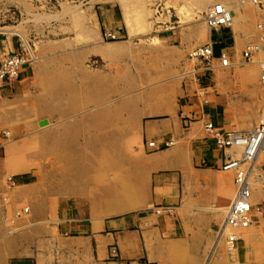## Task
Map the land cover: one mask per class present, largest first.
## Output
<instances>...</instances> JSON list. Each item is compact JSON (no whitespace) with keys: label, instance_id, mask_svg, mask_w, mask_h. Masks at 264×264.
I'll return each instance as SVG.
<instances>
[{"label":"crops","instance_id":"crops-1","mask_svg":"<svg viewBox=\"0 0 264 264\" xmlns=\"http://www.w3.org/2000/svg\"><path fill=\"white\" fill-rule=\"evenodd\" d=\"M250 1H73L67 32H84V60L101 62H82L75 39L72 61L41 46L16 78L0 80V109L17 103L25 114L40 97L42 144L58 147L39 169L9 151L0 123V264H264V154L253 167L260 161L252 224L231 246L220 233L237 169L224 168L215 134L250 130L264 106V54H243L264 23ZM215 4L238 20L211 27ZM149 9L153 25L133 26ZM106 33L117 40L99 39ZM23 38L2 39L0 59L24 49ZM207 44L208 60L192 55Z\"/></svg>","mask_w":264,"mask_h":264},{"label":"rangeland","instance_id":"rangeland-1","mask_svg":"<svg viewBox=\"0 0 264 264\" xmlns=\"http://www.w3.org/2000/svg\"><path fill=\"white\" fill-rule=\"evenodd\" d=\"M73 1L75 0H0V41L2 39H10L13 36L18 38L22 36L24 37L23 42L25 45L24 47L26 48V53L30 59L34 60L35 58L40 57L41 54L39 53V50L41 46H43L44 48L46 47L48 50H50L49 52H51V59L61 58L72 61L74 58L72 50L74 40H77V44L78 40H81L83 52L82 62H101L100 58L95 57H89L87 61L84 60L86 45H89L87 40L89 38L85 36L84 32H82V34H73L72 32H67V26H71L73 24V12L71 11L74 6ZM121 1H126L123 3V5L126 7L130 4L128 0ZM193 1L194 0H189V6L192 4L193 6L195 5ZM247 4L254 9L256 8L258 13L264 14V0H251ZM218 6L229 8L226 4H219ZM208 11L209 9H207L205 12V18ZM250 11L251 10H247L246 12ZM153 14V10H146L145 21H143L141 18L139 19V17H136L134 20H132L133 26L139 27L143 22H145L147 30V28L151 27L154 23L152 19ZM237 20L238 19L235 18L234 22ZM257 24L259 26L264 23L259 21ZM82 31H84V29ZM259 32L260 33L257 34V36H254L252 40L247 42L246 46L250 44L251 41H254L255 43V40L258 36H262V34L264 35V27H259ZM19 34L21 36H19ZM99 39L113 41L117 40V37L115 39H111L105 34H103V36L99 34ZM263 42L264 41H260L262 44ZM263 46L264 45H262L259 50H255L254 54L257 53L259 55H263ZM17 109V103H9L1 107L0 123H2L6 128V130L1 131V133L3 137L7 139V148L10 152L23 156V159L31 161L40 169L44 156L46 158L48 156L51 157L58 152V147L43 146L42 144L43 130L41 125L42 107L40 97L38 100L33 99L32 106L29 107V112L25 114H15ZM259 120L260 116H258L257 122L250 128V130L258 125ZM25 127H28L29 129H26ZM46 134V137H48V134L50 138L58 137V133L51 130L46 132ZM65 134V138L70 141L75 139L89 140L91 138V132L89 131H66ZM73 149L74 147L72 146L66 147L67 153H71ZM82 149H85L86 155L91 153L89 144L83 146ZM239 151L241 152V150ZM259 163L260 161L258 164H256L251 173V185L255 184L256 182V169L257 166H259ZM72 171V168L67 166L66 174L71 175ZM232 233L238 237V233L236 231ZM228 245L231 246L229 243ZM230 251L234 252V249H230Z\"/></svg>","mask_w":264,"mask_h":264},{"label":"built area","instance_id":"built-area-1","mask_svg":"<svg viewBox=\"0 0 264 264\" xmlns=\"http://www.w3.org/2000/svg\"><path fill=\"white\" fill-rule=\"evenodd\" d=\"M206 20L213 28L229 26L232 21L231 11L224 6H214L207 12ZM259 27L263 28L264 24L259 25ZM105 35L111 39L116 38L112 33H106ZM260 41H264L263 34L256 38L255 43L251 41L246 46L243 54L248 62L252 61L254 51L264 45V42L262 44ZM192 55L208 60L213 55L212 45L207 44L195 50ZM30 60L26 53V48L6 54L0 59V80L10 81L16 78L23 66ZM260 79L264 84V61L261 64ZM206 128L211 131L214 127L211 122H208ZM215 139L223 149L228 150L224 168L237 169L235 178L236 194L220 228V233H226L228 242L233 244L238 237L232 232L248 227L253 222L250 177L259 155L264 154V106L260 113L259 123L255 128L248 131H232L225 134L217 132ZM150 145H153V142H150Z\"/></svg>","mask_w":264,"mask_h":264},{"label":"bare ground","instance_id":"bare-ground-1","mask_svg":"<svg viewBox=\"0 0 264 264\" xmlns=\"http://www.w3.org/2000/svg\"><path fill=\"white\" fill-rule=\"evenodd\" d=\"M215 6H216V4H215ZM229 9V8H228ZM231 9V8H230ZM231 17H232V21H231V23L232 22H234V19L236 18L234 15H233V13L231 12ZM207 21V20H206ZM10 29V28H9ZM13 31V30H12ZM104 46H105V43H104ZM109 47H104L103 48V51H107V53H109V52H111V51H116V49H117V47H111L110 45H108ZM100 48H101V46H99ZM264 47V46H263ZM98 50H99V48H98ZM259 50V49H258ZM263 50V49H262ZM102 51V50H101ZM264 51V50H263ZM255 52V51H254ZM103 53V52H102ZM257 62V61H256ZM261 64H262V62H261ZM261 66V65H260ZM240 150V149H239ZM260 156V155H259ZM259 159V158H258ZM257 162V161H256ZM253 171V170H252ZM252 175V174H251ZM251 179V178H250ZM251 197H252V191H251Z\"/></svg>","mask_w":264,"mask_h":264}]
</instances>
